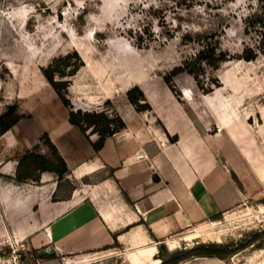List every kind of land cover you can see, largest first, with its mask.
Instances as JSON below:
<instances>
[{
	"label": "crops",
	"instance_id": "crops-1",
	"mask_svg": "<svg viewBox=\"0 0 264 264\" xmlns=\"http://www.w3.org/2000/svg\"><path fill=\"white\" fill-rule=\"evenodd\" d=\"M74 86L68 90L74 110L100 112L109 100L106 115L118 116L125 127L95 152L97 135L86 137L70 125L53 91L64 111L56 119L49 114L46 126L28 124L33 117L20 100L19 112L29 117L0 136V172L15 173L19 158L35 146L46 154L44 134L69 172L61 181L40 174L37 185L0 182L4 222L28 245L29 264H160L159 254L202 242L185 237L220 224L217 215L224 219L255 205L262 216L264 143L229 106L208 103L214 95L184 99L180 91L177 99L165 84L147 94L140 89L151 111L138 113L125 91L99 95L80 87L74 95ZM65 180L72 189L57 197ZM221 263L197 258L181 264Z\"/></svg>",
	"mask_w": 264,
	"mask_h": 264
},
{
	"label": "rangeland",
	"instance_id": "rangeland-1",
	"mask_svg": "<svg viewBox=\"0 0 264 264\" xmlns=\"http://www.w3.org/2000/svg\"><path fill=\"white\" fill-rule=\"evenodd\" d=\"M251 6L246 0H0V115L7 106L19 107L21 100L33 117L28 124H51L49 116L56 119V113L60 116L64 110L40 68L74 50L85 65L68 79L70 86L75 85L74 95L80 87L99 95L113 90L122 94L134 86L146 94L158 91L162 77L195 54L197 37L213 33L233 59L202 80L217 79L222 85L206 95H214L208 103L229 106L237 121L264 143V58L236 59L253 43L243 32ZM172 85L177 93L183 92V98L184 90L204 97L186 74L174 77ZM3 171L0 182L13 181L14 173ZM71 189L70 182L62 181L57 197ZM247 208L185 237L186 241L203 237L202 242L181 245L161 257L215 243L231 245L232 253L221 264H264V210L259 207V217L255 205Z\"/></svg>",
	"mask_w": 264,
	"mask_h": 264
},
{
	"label": "trees",
	"instance_id": "trees-1",
	"mask_svg": "<svg viewBox=\"0 0 264 264\" xmlns=\"http://www.w3.org/2000/svg\"><path fill=\"white\" fill-rule=\"evenodd\" d=\"M223 1L233 2L235 0ZM246 1L253 4V7H250V12L243 21V32L253 43L245 46L236 59L252 62L258 57L264 58V0ZM195 42L198 45L195 54L184 61L181 66L175 67L168 75L162 77L163 83L177 99H179L180 93H177L172 85L174 77L186 74L193 80L198 91L206 96L220 89L222 85L217 79H209L207 83L202 80L207 77L208 73H215L223 64L233 59L221 49L219 37L213 33L200 35ZM72 58L76 59L75 63H71ZM84 66L83 60L74 50L71 53L54 58L46 67L40 68V72L66 109L69 124L79 129L86 137L87 132L90 135H97L98 139L92 144V147L95 152H98L102 148L105 139L123 130L125 125L118 116L108 117L105 109L100 112L74 110L68 99V89L71 84L68 79L73 78ZM69 67V72L65 73L63 69ZM125 96L136 112L151 111L149 103L138 86L128 89ZM191 97L192 93L184 90V98L191 99ZM104 107H111V102L106 100L103 103ZM28 117L19 112L18 105L7 106L0 115V136L9 131L18 121ZM168 139L171 143L177 141L176 137H168ZM40 141L47 149L46 154L39 152V146H35L30 152H25L17 161L15 168L13 181L16 184L34 183L37 185L40 182L39 176L43 173L55 175L57 181H61L68 175L69 172L65 162L51 144L47 135L44 134ZM52 200H55V197ZM213 218L218 220L220 215ZM230 248L231 245L201 243L189 249L177 250L166 256L161 257L159 254L158 258L161 260L160 264H181L197 258L222 261L232 253L231 251L228 252Z\"/></svg>",
	"mask_w": 264,
	"mask_h": 264
},
{
	"label": "built area",
	"instance_id": "built-area-1",
	"mask_svg": "<svg viewBox=\"0 0 264 264\" xmlns=\"http://www.w3.org/2000/svg\"><path fill=\"white\" fill-rule=\"evenodd\" d=\"M3 211L0 204V264H29V248L24 240H20L4 226Z\"/></svg>",
	"mask_w": 264,
	"mask_h": 264
}]
</instances>
